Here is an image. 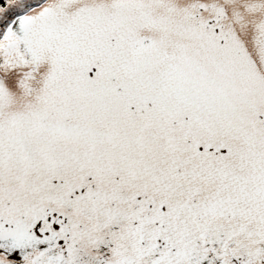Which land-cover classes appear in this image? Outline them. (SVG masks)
Returning <instances> with one entry per match:
<instances>
[{
  "label": "snow or ice",
  "instance_id": "1",
  "mask_svg": "<svg viewBox=\"0 0 264 264\" xmlns=\"http://www.w3.org/2000/svg\"><path fill=\"white\" fill-rule=\"evenodd\" d=\"M0 264H264V0H0Z\"/></svg>",
  "mask_w": 264,
  "mask_h": 264
}]
</instances>
